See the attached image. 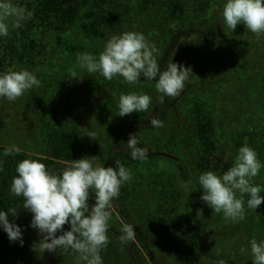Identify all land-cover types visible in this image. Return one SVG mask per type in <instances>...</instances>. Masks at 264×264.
Wrapping results in <instances>:
<instances>
[{
    "label": "rangeland",
    "instance_id": "1",
    "mask_svg": "<svg viewBox=\"0 0 264 264\" xmlns=\"http://www.w3.org/2000/svg\"><path fill=\"white\" fill-rule=\"evenodd\" d=\"M102 1L100 5L108 12L116 4L129 6L128 20L117 26L108 15L102 34L89 39L84 37L81 23L61 39L55 33L36 30L37 50L7 69H27L36 74L40 85L14 102L0 99V162L5 174L25 159L44 163L42 159L48 157L53 141L72 131L78 134L74 160L87 157L94 165L114 168L116 165L109 164L108 150L119 148L129 125L159 116L163 102L155 82L141 79L137 85H129L120 78L108 81L79 69L76 71L84 78L72 79L77 54L87 52L98 57L111 36L134 31L157 45L159 62L172 36L190 31L176 38L170 59L191 68L193 73L182 93L170 98L175 108L169 111L163 127L139 131L149 153L159 155L124 164L131 168L133 179L122 185L120 196L114 201L109 243L101 250L103 264H196L191 254L147 237L146 231L157 240L164 239L161 232L166 229L175 232L161 222V208L166 204L174 205L171 216L175 226L187 230L181 241L209 253L201 264H218L221 259L225 264H252L250 251L241 249H248L252 238L264 240V203L256 212L245 207L244 220L226 222L222 213H214L200 200L203 193L197 177L206 171L221 174L215 169V156L232 166L239 148L245 145L253 148L264 163V34H253L243 24L235 31L223 28L221 13L226 0H208L207 7L197 13L195 0H186L185 13L179 18L164 11L167 0ZM95 2L98 1L88 0L92 5ZM13 3L21 7L18 0ZM130 92L148 94L152 98L150 108L145 113L120 117L119 96ZM207 117L213 126L208 135L216 145L211 154L204 150L195 132L197 120L206 122ZM90 133L96 134V140L88 136ZM13 148H19V153L4 155L5 150ZM117 162L124 163L122 158ZM204 165H209V169ZM188 180L193 181L190 195L180 187ZM253 183L261 187L260 195L264 196V168ZM90 194L92 207L95 199ZM23 203L22 197H14L10 207L17 206V216L9 219L22 228L24 244L11 242L0 228V264H77V254L67 250L33 251L34 243L41 237L30 227L32 213L23 209ZM201 209L203 219L197 217V210ZM122 222L134 225L136 231L135 239L126 245L119 241Z\"/></svg>",
    "mask_w": 264,
    "mask_h": 264
},
{
    "label": "clouds",
    "instance_id": "2",
    "mask_svg": "<svg viewBox=\"0 0 264 264\" xmlns=\"http://www.w3.org/2000/svg\"><path fill=\"white\" fill-rule=\"evenodd\" d=\"M32 16L31 11L16 6L13 0H0V37L8 36L10 27L20 28ZM221 17L223 28L226 26L235 31L238 25L243 24L253 34H264V0H226ZM159 55L157 45L148 41L143 33L124 32L111 36L98 57L87 52L77 54L71 78H84L76 69L99 74L108 81L120 78L129 85H137L142 77L144 81L155 82V90L163 102L166 97H178L193 72L171 59L162 70L157 60ZM39 85L35 73L27 69H10L0 73V99L14 102ZM151 102L148 94L121 93L117 115L124 117L133 112L145 113ZM149 123L152 128L163 127V121L158 118L150 119ZM88 136L96 140L95 133ZM139 145L137 133L130 134L124 148L131 159L143 162L148 158L149 151ZM19 151V148L5 150L4 155ZM261 168H264V163L257 158L256 151L247 145L240 147L226 172L206 171L199 174L197 183L203 193L200 200L214 213H222L226 222L244 220L245 207L256 212L264 203V196L260 195L261 187L253 183ZM3 171L0 162V172ZM16 173L9 193L10 196L22 197L23 209L32 213L30 227L37 230L41 237L34 243L33 251L45 253L71 249L77 254V264H103L101 250L109 243V222L114 201L119 198L122 185L133 179L131 168L119 162H116L115 168H105L94 165L91 158L85 157L62 163L60 170L53 172L39 160L25 159L17 164ZM192 183L188 180L180 187L190 195L193 192ZM90 193L95 199L91 210L88 204ZM9 214L16 217V209L0 211V228L11 242L19 241L23 246V230L10 221ZM197 217L203 219L202 209L197 210ZM65 224L70 225V230H64ZM119 233L122 245L133 241L136 236L134 225L129 223L122 222ZM247 251H250L252 264H264V240L252 238L248 249H241V252ZM218 264H225V261L221 259Z\"/></svg>",
    "mask_w": 264,
    "mask_h": 264
},
{
    "label": "trees",
    "instance_id": "3",
    "mask_svg": "<svg viewBox=\"0 0 264 264\" xmlns=\"http://www.w3.org/2000/svg\"><path fill=\"white\" fill-rule=\"evenodd\" d=\"M94 1L98 2H95V5H92L88 3V0H18L21 7L25 8L27 11H31L33 16L30 20L23 22L20 28L10 30V34L8 36L0 37V73L7 72V69L11 66V64L17 61H24L30 57L32 51L37 50L39 45L34 35L36 30H39L40 33L44 34L55 33L59 39H61L63 36L67 35L69 31L81 23V26L84 30V37L89 39L92 37L97 38L102 34L101 31L103 24L106 22L105 20L107 19L108 15L111 16V19L117 26H122L124 22L128 20L129 6L124 8L123 4H116L112 10L108 12L104 8V5H100L99 3L102 0ZM167 1V8L164 7V11L166 13L170 12L174 18H179V16L183 17V14L185 13L186 0ZM195 4L196 7L194 10L197 13L203 8L207 7L209 2L208 0H195ZM10 35L13 38H10ZM180 35V33L173 35L171 38V43L162 53L158 62L160 63L162 70L167 66V63L173 52L176 38ZM141 79L144 81V78L141 77ZM174 108L175 102L170 101V98L166 97L163 101V106L159 116L155 118L164 121L169 111ZM149 121L150 119L145 118L136 123H132L127 127L124 141L120 143L119 148L112 147L108 150L107 158L110 165H116V162L119 160V158H122L124 162L122 164L126 165H132L140 162L131 159L130 153L124 148V144L128 142L130 134L137 133L138 139L140 141L139 146L146 147L148 149V147L140 139L139 131L144 128H152ZM2 126L3 121L0 116V129ZM212 129V119L208 117L206 118V122L204 119H198L195 124V132L199 140L203 143L205 148L204 150L210 154L216 150L215 143L208 135ZM77 141L78 134L76 131H72L69 134L53 141V145L50 147L48 157L42 159L46 167L53 172H58L62 163L74 160ZM157 155H159V153L153 152L149 153L148 157ZM215 158V169L221 174L226 172L231 167L230 163L225 162L224 158L220 156H215ZM204 166H206L205 168L209 169V165ZM16 167H14L9 174H5V171L0 172V211L7 212L8 209L11 208L10 205L14 203L15 196H10L9 190L13 177L17 175ZM176 191L177 193H180L179 189ZM88 204L89 209L91 210V194L89 196ZM12 208L16 209L17 206L13 205ZM173 208V204H166L161 208V213L163 216L161 222L165 226L175 229V232L172 233L166 229L167 231L165 230L164 233L161 232V236H163L164 239L162 238L159 240L150 235L148 231L144 232L150 240L157 242V244L164 245L174 250L187 252L193 256L196 264H201L203 256L208 255L209 253L204 249H200L198 251L191 244L183 243L181 241L183 237L187 236V230L185 227H181L184 228L181 230L180 227L175 226L173 217L171 216ZM120 212L123 218L127 220L125 211L121 210ZM9 216H11V214H9ZM64 230H70V225L65 224ZM67 251L72 254H76L71 249H68Z\"/></svg>",
    "mask_w": 264,
    "mask_h": 264
},
{
    "label": "water",
    "instance_id": "4",
    "mask_svg": "<svg viewBox=\"0 0 264 264\" xmlns=\"http://www.w3.org/2000/svg\"><path fill=\"white\" fill-rule=\"evenodd\" d=\"M188 32H190V31H187V32H184V33H181V34H184V35H186Z\"/></svg>",
    "mask_w": 264,
    "mask_h": 264
}]
</instances>
